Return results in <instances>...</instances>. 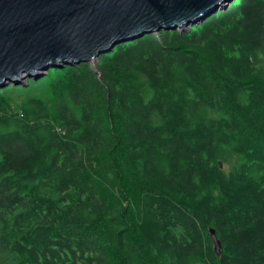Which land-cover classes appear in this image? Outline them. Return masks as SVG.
I'll list each match as a JSON object with an SVG mask.
<instances>
[{
    "label": "trees",
    "instance_id": "1",
    "mask_svg": "<svg viewBox=\"0 0 264 264\" xmlns=\"http://www.w3.org/2000/svg\"><path fill=\"white\" fill-rule=\"evenodd\" d=\"M50 75L0 89V264H264V0Z\"/></svg>",
    "mask_w": 264,
    "mask_h": 264
},
{
    "label": "water",
    "instance_id": "2",
    "mask_svg": "<svg viewBox=\"0 0 264 264\" xmlns=\"http://www.w3.org/2000/svg\"><path fill=\"white\" fill-rule=\"evenodd\" d=\"M234 0H0V89L51 69L91 64L116 46L186 31ZM210 235L217 254L221 241Z\"/></svg>",
    "mask_w": 264,
    "mask_h": 264
},
{
    "label": "rangeland",
    "instance_id": "3",
    "mask_svg": "<svg viewBox=\"0 0 264 264\" xmlns=\"http://www.w3.org/2000/svg\"><path fill=\"white\" fill-rule=\"evenodd\" d=\"M44 76H47V74ZM53 79H56V78L51 75L47 79L46 77H43L38 80L26 77L25 85H21V84L15 85V86H19L22 88H19V89L9 88V90L5 92V95H9L10 97L14 98L15 100L18 101V103H23L32 97L42 98L45 101L50 102L52 99V96H51L49 85L53 81ZM29 80L35 81V83H32L30 87L27 84Z\"/></svg>",
    "mask_w": 264,
    "mask_h": 264
}]
</instances>
